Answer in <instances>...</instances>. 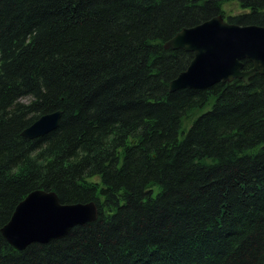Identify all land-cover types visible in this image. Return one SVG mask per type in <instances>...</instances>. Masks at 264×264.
<instances>
[{"label":"trees","instance_id":"obj_1","mask_svg":"<svg viewBox=\"0 0 264 264\" xmlns=\"http://www.w3.org/2000/svg\"><path fill=\"white\" fill-rule=\"evenodd\" d=\"M217 15L264 26V0H0V264H264V75L170 90L194 54L165 43ZM38 189L99 216L18 250Z\"/></svg>","mask_w":264,"mask_h":264},{"label":"water","instance_id":"obj_2","mask_svg":"<svg viewBox=\"0 0 264 264\" xmlns=\"http://www.w3.org/2000/svg\"><path fill=\"white\" fill-rule=\"evenodd\" d=\"M166 48L183 49L194 57L188 68L170 82V90L208 89L217 83L242 79L246 83L257 73L264 75V26L229 23L217 15L198 25L184 28L165 43ZM253 67L246 70L244 61ZM62 112L44 114L25 128L28 139L55 130ZM99 216L95 202L63 204L54 191L29 193L15 208L2 234L16 249L32 243H47L65 237L73 227L94 222Z\"/></svg>","mask_w":264,"mask_h":264}]
</instances>
